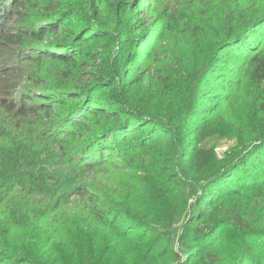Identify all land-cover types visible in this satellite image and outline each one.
I'll use <instances>...</instances> for the list:
<instances>
[{
    "label": "rangeland",
    "instance_id": "obj_1",
    "mask_svg": "<svg viewBox=\"0 0 264 264\" xmlns=\"http://www.w3.org/2000/svg\"><path fill=\"white\" fill-rule=\"evenodd\" d=\"M136 2L139 8L145 7L144 1ZM263 14L264 0H154L150 19H143L145 26L129 34L131 53L124 50L129 46L128 35L112 39L104 53L108 75L120 84V73L130 72V79L120 87L128 89L125 109L134 119H150L138 135L145 142L143 147L137 146L136 137L121 148H104L101 172L83 176V182L96 186L89 188L98 197L94 205L114 220L109 224L96 219L90 202L71 197L64 203L70 186L63 179L69 181L68 174H72L70 168L66 173L56 167L57 152L62 149L49 142L46 147L34 145L42 129L37 125L42 124L39 117L23 119L3 109L0 102V141L13 140L29 153L14 164L0 161V192L13 186L18 194L16 216L8 214L4 220H9L5 225L13 222L18 234L5 237L14 238L10 241L16 245L33 246L40 264H179L178 259L167 258L163 244L174 238V249L182 250L176 235L185 234V223L194 217L192 204L201 191L198 186L217 170L237 167L240 156L264 137V80L254 83L249 79L253 65L264 58V38L259 41L264 37V26L259 24L264 18L245 31L240 28L232 33L239 35L228 40L241 20L252 22ZM25 66L27 74L46 77L50 88L65 79L63 69L53 61L41 67ZM22 80L14 100L21 99L24 88L31 85L27 75ZM189 115L194 119L188 120ZM18 125L32 129L35 142L25 138L26 131L18 129L15 134ZM170 130L174 132L169 138L165 132ZM65 141L69 158L91 150L100 152L96 139ZM30 147L34 149L27 150ZM195 148L212 151L207 166L189 163L185 154ZM255 171L261 174L258 186L213 202V216H219V224L205 235L211 239L210 233L215 234L211 250L218 262L202 257L201 246L194 240L188 244L193 245L192 256L181 253L182 264H243L248 258L253 264H264V252L258 249H264V172ZM59 200L64 205L56 208ZM231 211L242 212L243 222L255 232H249L254 244L244 239L241 225L222 222ZM125 212L131 213V226L116 219ZM159 231L169 235L156 245L152 235Z\"/></svg>",
    "mask_w": 264,
    "mask_h": 264
},
{
    "label": "trees",
    "instance_id": "obj_2",
    "mask_svg": "<svg viewBox=\"0 0 264 264\" xmlns=\"http://www.w3.org/2000/svg\"><path fill=\"white\" fill-rule=\"evenodd\" d=\"M136 1H144L145 7L139 8ZM153 3L154 0H0L1 107L23 119L39 117L42 124L37 125H42L41 137L39 136V140L34 145L46 147L48 142L54 143L59 150L62 149V153L57 152L56 167L59 172L67 173L68 168L71 169L72 175L68 174L69 181L63 179V182H68L70 186V193L63 191L64 195L67 194L66 197L64 196V203H69L71 197H79L82 201L90 202L91 205L88 207L91 213L104 225L114 220L108 216L104 217L102 209L96 208L98 205L94 204L98 201V197L89 189L96 186L83 182V176L91 172L96 174L101 172V162L106 159L104 148H121L130 144L136 137L138 139L141 127H147L150 119H134L133 113L125 109L128 89L120 87H123L125 80L130 79V72L120 73L121 82L117 84V81L108 75V59L105 58L104 53L112 39L119 35L120 37L128 35L126 41H129V46L124 50L126 53L132 52V40L129 34L132 30L145 26L143 19H150L149 14ZM262 18L264 14L254 18L252 22L241 20L230 34L242 27L245 31L254 21ZM259 24L264 26V21ZM146 33L142 32L141 36L145 37ZM238 35L232 34L228 40L231 38L233 40ZM263 38L261 37L259 41L261 42ZM47 61H53L60 70L63 69L62 74L65 79L57 87L50 88V81L42 75L26 73L25 63L41 67ZM24 75H27L31 82V85L24 88V94L28 92V95L23 94L21 99L14 100L13 95L20 89ZM14 77H18V80L12 81ZM249 79L254 83L264 80V58H259L253 65ZM31 100L34 101L31 102ZM187 119H194V117L189 115ZM170 121L174 122V119ZM186 127L188 129V126ZM18 129L21 132L26 131L25 138L35 142V139L31 137L32 129L23 125L14 126L15 134ZM172 132L174 130L166 131L165 134L170 138ZM148 133L151 135L152 130ZM66 139L76 142L82 139L84 141L96 139L95 147H98L100 152L97 154V151L91 150L86 155L76 154L69 158V153H66L68 150L65 145L68 143ZM258 141L250 148L248 154L240 156L241 163L237 167L228 171L227 167L217 170L207 176L205 183L198 186L201 191L192 204L197 216L194 214V217L187 220L185 234L176 235L182 250L174 249L176 246L174 238L172 243L163 244L167 258L178 259V263L182 264V256H192L193 245L188 244H192L195 240L201 246L198 252L202 257L209 262H218L217 255L211 250L215 246V234L210 233L211 239L205 235L207 231L215 228V223L219 224V216L217 218L213 216L215 213L213 202L217 197L237 194L242 189H249L252 185L258 186L257 181L261 174H258L255 169L264 172V154L262 153L264 137ZM0 143L2 146L0 161L6 160V163L14 164L29 155L26 149L21 150L19 147L21 145L13 140L8 142L1 139ZM144 145L145 142L139 140L137 146ZM32 149L34 147L27 150ZM87 154H93V156ZM185 156H188L189 163L201 168L207 166L214 154L208 149L195 148L191 154L186 153ZM238 158L233 159L232 162L229 161L226 165ZM250 158L251 161L247 162ZM45 171L48 172L49 169L46 168ZM59 172L56 170V173L63 177L64 175H60ZM44 175L50 178L45 172ZM17 195L13 186L3 193L0 192V264H40L35 259L37 253L33 246L25 243L16 245L10 241L14 238L5 237V235L9 236V233L18 234L12 227L13 222L9 225L4 224L8 214L16 216L14 207ZM61 201L59 200L54 206L56 208L63 206ZM242 215L241 211L236 213L231 211V214L222 218V222H230L227 226L235 225V223L241 225L242 232L245 233L244 239L254 244L255 241L249 234L251 227L243 222ZM116 219L122 221L125 227L132 224L129 212L123 213ZM167 235H169L168 231H159L154 232L152 237L156 245H160L159 240ZM261 248L258 249L264 252ZM257 253H259L258 250ZM248 259L244 260L243 264L254 263L252 258Z\"/></svg>",
    "mask_w": 264,
    "mask_h": 264
}]
</instances>
